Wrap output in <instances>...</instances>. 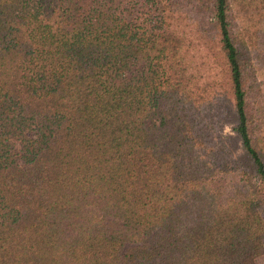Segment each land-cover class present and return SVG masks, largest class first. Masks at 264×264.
I'll return each mask as SVG.
<instances>
[{
  "label": "trees",
  "instance_id": "16d2710c",
  "mask_svg": "<svg viewBox=\"0 0 264 264\" xmlns=\"http://www.w3.org/2000/svg\"><path fill=\"white\" fill-rule=\"evenodd\" d=\"M262 17L0 0V264H255Z\"/></svg>",
  "mask_w": 264,
  "mask_h": 264
},
{
  "label": "rangeland",
  "instance_id": "374dc122",
  "mask_svg": "<svg viewBox=\"0 0 264 264\" xmlns=\"http://www.w3.org/2000/svg\"><path fill=\"white\" fill-rule=\"evenodd\" d=\"M259 33H260V58L261 60L257 62L255 66L254 76L258 88L260 89L259 95L260 99L258 101V106L254 110L255 120L258 124L264 125V17L260 20L259 23ZM262 215H264V207L260 209ZM255 264H264V254L260 256Z\"/></svg>",
  "mask_w": 264,
  "mask_h": 264
}]
</instances>
